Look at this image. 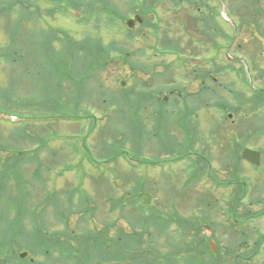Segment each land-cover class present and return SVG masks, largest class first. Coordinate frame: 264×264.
<instances>
[{"label":"rangeland","instance_id":"374dc122","mask_svg":"<svg viewBox=\"0 0 264 264\" xmlns=\"http://www.w3.org/2000/svg\"><path fill=\"white\" fill-rule=\"evenodd\" d=\"M14 1L17 2L13 4ZM235 1L222 0L221 12L231 10ZM139 2L103 0L99 4L102 10L93 17L83 14L82 8L77 10L73 0H1L0 112L4 114L0 115L1 162L12 163L14 160L11 156L35 149L41 145L40 140L39 143L33 141L35 136L40 137V133L49 126L53 128L47 132L49 144L39 156L45 167L40 172L41 176L37 174L36 177L34 174V163L26 164L22 176L27 188L21 189L20 193L18 189L21 188V180L13 179L11 173L6 174L11 178L6 180L9 191L3 190L0 195V222L8 224L21 217L22 206H26L25 222L28 228H31V223L35 226L51 223L53 230L62 229L63 225L54 223V198L60 202L67 195H74L75 206L78 200L86 202L89 208L92 207L89 214L95 215L86 221L81 219L85 215L83 212L73 214L69 218L71 228H75L80 220L79 223H89L88 226L97 229H102L105 223L116 221L109 236H118V244L104 251L100 259L99 256L93 257L94 263L99 260L98 264H203L187 255L189 249H182L184 240H189L188 236L195 232L187 229L188 235L184 236L177 223L165 225L164 222H169V214L176 210L181 219L199 221L190 225L200 224V234L204 237L212 235L204 227L209 225L213 229V239L218 243L216 253L225 258L223 264H234L235 254L246 255L255 247L251 233L248 249L240 246L243 229L248 225L245 227L238 223L234 227L231 220H228L226 206L230 200L237 199L241 187L235 189L236 185H233V192L231 189H214L211 191L212 196L206 194L204 197L209 206L205 203L200 205L204 200L200 194L206 193V188L211 184L203 178L195 189H191L187 178L190 177L193 164L186 159L194 157L196 149L202 151L204 148L217 147L214 154L217 161L212 164V174L220 180L227 176L232 179V173L228 175L221 167L224 162L222 156L227 154L231 157L232 167L236 168L238 177L247 180L249 184V192L236 207L240 219L249 212L248 209L251 212L264 209L259 191V188L264 187L263 173L236 156L238 147L233 149L235 143L244 141L249 148L264 151V107L257 111V115L251 112L246 117V113L237 109V103L229 91L218 87V84L224 82L231 85L234 93H245L247 96L252 94L248 81L240 79L237 73L240 63L234 62L235 68L230 72L218 71L216 86L204 77L206 74L198 77L193 74L194 56L198 57V62L200 58L207 60L215 53L206 47H198L204 44V40L210 44L211 36L202 32L200 23L195 20L198 16L195 5L185 4V7L174 10L161 4L157 12L143 16L135 12L138 11L135 9ZM261 4L264 5V2ZM106 7H112L117 12H107ZM232 14L235 16L237 12ZM135 15H141L144 22L137 25L136 37L131 39L125 19ZM234 19L236 23L239 22L238 16ZM228 20L234 22L231 18ZM219 23L227 38L232 37L234 31L231 25L223 21V18H220ZM155 24L160 27L156 36L153 34ZM259 30L264 32V22ZM236 35L233 43L235 47L232 46L230 50L234 54L243 53L250 59V63L246 61L247 67L251 75L254 67L257 81L253 87H264V37L259 34L251 19ZM172 37L180 38V53L167 52L162 48L165 39L171 40ZM68 38L73 41H68ZM227 38L216 34L219 45L229 44ZM84 40L86 43L92 41L100 47L110 46L111 49L107 55L96 52L97 57L107 61L102 68L96 67L94 80L83 83L80 89L82 94L80 91L81 95L77 98L71 77H80L83 71L73 67L77 55L73 53L75 50L72 45H75L74 41ZM13 48L17 53L11 51ZM223 52L219 50V53ZM126 54H129L128 60L133 61L137 68L130 67L129 62H126ZM208 64L205 62L196 68L212 70ZM60 65H64L66 71ZM60 77L65 80L59 89L57 85ZM201 78L207 80L206 87L209 88L208 92H213L212 95L198 92L202 87ZM143 91L145 100L135 98ZM185 93L195 96L198 107L190 105ZM125 95L133 99L125 100ZM162 101L166 103H157ZM141 105L145 108L141 109ZM50 107L57 112H49ZM61 113L71 118L58 121L52 118L61 117L58 116ZM228 113L233 116L229 118ZM9 114L16 115L17 120H11L7 116ZM24 116H40L51 120L33 121ZM22 120L28 123L27 137L21 136V123L13 124ZM214 128L222 131L216 130L214 134ZM251 128L263 132L253 133L256 130ZM181 129L191 130L180 137ZM187 151L192 153L191 156L181 158ZM206 154L209 155V152L206 151ZM261 167H264V159ZM4 184L0 182V188L4 189ZM28 189L32 192L29 193ZM143 192L151 194L149 205L140 200ZM84 193L89 196L85 197ZM122 207L127 209L122 211ZM141 208L149 213L145 222L150 220V223H141L148 234L144 240L134 236L135 242L130 245L122 243L119 234L122 229L131 232V223H135L132 215ZM35 213L37 222L33 217ZM251 226L263 233L264 216L250 223ZM143 228L140 224L135 225L136 231L140 232ZM171 237L174 240H170ZM228 244L237 248L234 254L227 256L225 250ZM121 250L128 253L126 258ZM22 251L28 253L29 259H43L38 253L27 249ZM201 252L207 260L212 259L203 243ZM263 255L264 252L256 256L251 264H260ZM240 260V264L245 263L244 258Z\"/></svg>","mask_w":264,"mask_h":264},{"label":"trees","instance_id":"16d2710c","mask_svg":"<svg viewBox=\"0 0 264 264\" xmlns=\"http://www.w3.org/2000/svg\"><path fill=\"white\" fill-rule=\"evenodd\" d=\"M60 1V0H58ZM73 0V5L76 6L77 9L80 10L82 8V12L87 15L93 16L95 13L99 11L97 7L100 3L103 2V0ZM1 2V0H0ZM17 2L14 1L13 4ZM261 2H264V0H236L235 5L231 8V12L235 11L237 14L235 16H238L239 22H238V29L242 30L243 26L249 21V19L252 20L254 23L257 31L259 34H261L264 37V32L260 31L259 29L262 27V22H264V5L261 4ZM161 4L165 5L169 8H174V10H179L183 7H185V4L187 5H195L196 10L198 12V16L195 20H198L197 23H200V29L202 32H204L206 35L211 36V44H218V41L216 39V34L224 38H227V35L224 34L222 31L223 27L217 20L218 17V7L216 4L213 3L211 0H140L139 6L137 9L139 10L138 13H141L145 16L148 15V13L157 12V7ZM36 5V4H35ZM97 8V9H95ZM240 11L238 12L237 10ZM243 10L244 13H243ZM245 13L248 15H245ZM196 23V24H197ZM159 26L155 24L154 33L157 35L159 32ZM197 29V28H196ZM130 38L134 37V32L129 33ZM173 41L166 40L165 43H163L164 47L172 46L173 48H180V43H178V38H172ZM229 39V38H227ZM12 41V40H11ZM13 43V42H11ZM204 44L207 43V41H203ZM75 45H72L74 48V54L77 55L76 60L73 62L74 69H78L83 71L80 75V77H71L72 79V85L73 90H75L77 98L82 94L81 88H83L84 82H89L91 80H94L95 74L94 70L96 67H99L97 69H100L105 65L106 61L101 63L99 60L101 58L96 56V51L92 50V46L96 47V44L89 41L88 43L84 42L81 46L80 44L76 43L74 41ZM179 50V49H178ZM13 53H17L15 49H11ZM99 52L104 55H107L109 52V49L106 47H100ZM122 54L124 55V51H122ZM126 62H129L130 67L137 68L135 63L129 59V54H126ZM17 61L18 58H17ZM22 61V58H21ZM93 62V63H92ZM23 63V62H21ZM80 66V67H79ZM60 68L63 71L65 70L64 65H60ZM70 70H73L72 67H70ZM64 78L60 77L59 84L57 85L58 88H62ZM81 91V94H80ZM132 94V93H129ZM140 96V98L143 99L145 96L144 91L137 94ZM103 96V95H102ZM133 99L131 96L128 97L125 95L123 99L129 100ZM244 102L251 104V110L257 111L260 108L264 107V91L263 94L255 95L251 98L245 97ZM161 105L165 104L164 101L160 103ZM52 107H54L52 105ZM50 111L52 114L56 113L54 109H51ZM142 108V105L140 106ZM58 116H62V113ZM28 123H23L21 125V136L27 137L26 132L27 128L26 125ZM29 126V125H28ZM53 128L52 126H49L44 130L43 133H40V137L35 136V139H33L34 142L41 141V145H37L35 149H31L29 152L21 151L17 156H11L13 158V162H1L0 158V182H5L3 188H0V195L2 194L3 190H7L6 180L11 176H7L6 174L11 173L13 179L21 180V188L18 189V192L21 193V189L27 188L26 184L24 183L23 174L25 170V165L34 163L35 164V170L34 174L37 177V174L41 176L40 172L42 173L45 169L41 159L39 158L40 153L43 148H46L48 146V139L46 138V134L49 131V129ZM264 129V128H263ZM37 143V144H38ZM243 146V144L241 145ZM241 146L239 151L241 150ZM239 155V154H238ZM21 178V179H20ZM41 178V177H40ZM45 182V180H44ZM6 188V189H5ZM34 190V189H33ZM9 191V190H7ZM14 198L17 197L16 190H14ZM28 192H32L31 189H28ZM58 194V193H57ZM60 196V195H59ZM61 197V196H60ZM74 195H67L65 199L61 198L62 201H58L55 199V211H54V223H59L63 225L62 229L53 230L50 226L51 223H43V225L35 226L34 223H31V228H28L27 223L25 220L27 219V210L28 208L26 206H22V212L21 217H18L16 219H13L12 222L8 224H4L0 222V264H88L89 262H93V257L99 256V259L102 257L101 255L111 249V247L117 245L119 238L117 237H110V229L114 228V222L112 223H105L104 227L102 229H97V227L91 228L88 226L89 223H79L78 221L75 228L70 227L69 218L73 214H81L82 212L85 214L84 216H81V219L88 221L89 219L93 218L94 214L90 213V208L88 207L86 202H80L78 200V204L73 203L74 202ZM87 197V196H85ZM72 199V200H71ZM22 201V200H21ZM82 201V200H81ZM26 202L23 204L25 205ZM59 209V210H58ZM127 209L126 207H122V211ZM59 211V213H57ZM59 216V217H58ZM92 216V217H91ZM34 221H36V213L33 216ZM123 217V214H122ZM149 217V213L145 208L138 209L135 213L132 215V219L135 221V223H131L133 227L130 228L131 232H124V229H122L121 233L119 234V237L121 235L122 239L121 242L125 243L127 245H130V243H134L135 239L134 236L137 235L138 239L144 240V236L148 234L147 229L143 228V224L141 223H150L149 221L145 222V219ZM51 222V221H50ZM186 223H189L187 225ZM193 222V219L187 220L182 219L181 223H178V225L181 227V232L184 236L188 235V231H194L195 233L192 234L189 240H184V244L182 249L188 251L187 255H191L190 258L193 260H200L203 262V264H223L225 261V258L220 257L219 254L215 255L213 254L212 250L209 247V244L207 240L202 236L200 233L201 231V225H190ZM198 223V222H197ZM140 224V226L143 228L142 231H136L135 225ZM157 224V223H156ZM169 223H165V225H168ZM21 239V242L19 241ZM132 240V241H131ZM170 240H174L173 237L170 238ZM205 244L208 248L209 253L211 254L212 259L207 260L204 257V253L201 252V244ZM186 244V245H185ZM242 246V243L240 244ZM234 245L229 244L227 250L225 251L227 255L234 254L235 253ZM20 249L22 250H30L31 252H35L36 254H40L43 259L41 260H33V259H22L20 257ZM93 252H95L93 254ZM122 253H124L126 258L128 256V253L124 250H121ZM91 253V254H90ZM89 254V255H88ZM88 255V256H87ZM241 256L235 255L234 258V264H240L241 262ZM99 261V260H98ZM94 263V264H98ZM132 263H135L132 261Z\"/></svg>","mask_w":264,"mask_h":264},{"label":"flooded vegetation","instance_id":"af4514ba","mask_svg":"<svg viewBox=\"0 0 264 264\" xmlns=\"http://www.w3.org/2000/svg\"><path fill=\"white\" fill-rule=\"evenodd\" d=\"M181 135H182V131H181ZM205 151H206V149H205ZM216 157L217 156H212V157L209 158L207 155H204V154H200L199 156H196L195 157V162H194L196 165L193 167L195 172L193 173L194 175H192L189 178V183H193L194 186L196 187L197 183H199V181L203 180V178H201V177L203 176V173H205L204 172V168H205L204 163H205V161L208 163V166L210 167L211 163L214 160L215 161L217 160ZM223 158H224V163L221 165V167H222L223 170H225V173H227L229 175L233 171L232 162L230 161L231 157L226 156V157H223ZM210 178H211L210 184L214 185L215 186L214 189H216V190H218V189L228 190L233 185V181L230 180L228 176L225 179L220 180L219 177H217L215 175H211V172H210ZM211 190H213V189L212 188L209 189L210 192H211ZM227 206H228V210L235 209L233 203H228ZM249 259H250V256H245V260H246L245 263L246 264H250V260ZM261 264H264V260H263V263H261Z\"/></svg>","mask_w":264,"mask_h":264},{"label":"water","instance_id":"95a60500","mask_svg":"<svg viewBox=\"0 0 264 264\" xmlns=\"http://www.w3.org/2000/svg\"><path fill=\"white\" fill-rule=\"evenodd\" d=\"M136 22H142V19L138 15L135 16L134 19H129L127 21V25L130 28H134ZM243 159L247 160L248 162H250L253 165L258 166V165H260V152L254 151V150H250V149H245L244 152H243ZM141 198L143 199L144 202H149L150 201L149 194H142ZM26 256H27L26 253L22 254V257H26Z\"/></svg>","mask_w":264,"mask_h":264},{"label":"bare ground","instance_id":"6f19581e","mask_svg":"<svg viewBox=\"0 0 264 264\" xmlns=\"http://www.w3.org/2000/svg\"><path fill=\"white\" fill-rule=\"evenodd\" d=\"M259 79V78H258Z\"/></svg>","mask_w":264,"mask_h":264}]
</instances>
